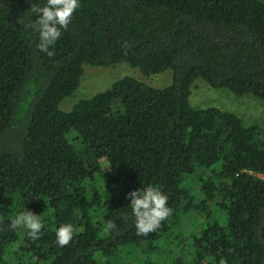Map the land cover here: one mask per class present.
I'll return each instance as SVG.
<instances>
[{
    "label": "trees",
    "instance_id": "trees-1",
    "mask_svg": "<svg viewBox=\"0 0 264 264\" xmlns=\"http://www.w3.org/2000/svg\"><path fill=\"white\" fill-rule=\"evenodd\" d=\"M30 7L0 0V264H264V128L190 103L197 79L264 101V0H81L51 57ZM121 63L172 82L126 76L60 109L85 66ZM143 183L172 215L137 236L122 213ZM21 210L44 215L38 240L10 228Z\"/></svg>",
    "mask_w": 264,
    "mask_h": 264
},
{
    "label": "clouds",
    "instance_id": "clouds-1",
    "mask_svg": "<svg viewBox=\"0 0 264 264\" xmlns=\"http://www.w3.org/2000/svg\"><path fill=\"white\" fill-rule=\"evenodd\" d=\"M30 9L19 20L25 32L34 33L37 37L36 49L51 57L53 46L60 39L62 31H66L81 0H36ZM129 201L127 210L122 213L125 219L134 223L137 236H147L156 232L161 222L172 215L168 206V196L161 186L155 183H143V187L127 193ZM44 215H37L31 210H21L11 219L10 228L19 230L30 240H38L44 225ZM116 229L113 220L104 222L105 233ZM76 233L73 223H61L54 232V242L59 247L69 244Z\"/></svg>",
    "mask_w": 264,
    "mask_h": 264
},
{
    "label": "rangeland",
    "instance_id": "rangeland-1",
    "mask_svg": "<svg viewBox=\"0 0 264 264\" xmlns=\"http://www.w3.org/2000/svg\"><path fill=\"white\" fill-rule=\"evenodd\" d=\"M126 76L135 77L156 87H164L172 82L170 70L145 77L140 69L126 63L107 67L85 66L79 87L73 95L62 100L59 107L65 112L71 111L78 101L109 89L116 80ZM190 103L202 109L217 107L234 112L245 124H257L264 128V101L254 95L240 96L225 88H214L203 79H197L191 86Z\"/></svg>",
    "mask_w": 264,
    "mask_h": 264
}]
</instances>
